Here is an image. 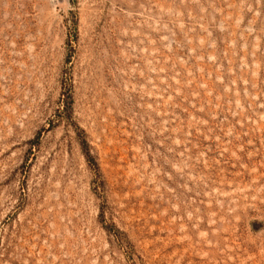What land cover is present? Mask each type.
<instances>
[{"label":"rangeland","instance_id":"rangeland-1","mask_svg":"<svg viewBox=\"0 0 264 264\" xmlns=\"http://www.w3.org/2000/svg\"><path fill=\"white\" fill-rule=\"evenodd\" d=\"M0 264H264V0H0Z\"/></svg>","mask_w":264,"mask_h":264}]
</instances>
